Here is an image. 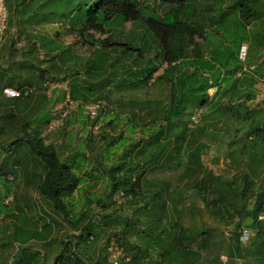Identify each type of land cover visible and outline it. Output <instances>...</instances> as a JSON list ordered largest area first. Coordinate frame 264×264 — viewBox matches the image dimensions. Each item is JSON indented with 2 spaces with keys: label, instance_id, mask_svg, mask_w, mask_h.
I'll return each instance as SVG.
<instances>
[{
  "label": "rangeland",
  "instance_id": "1",
  "mask_svg": "<svg viewBox=\"0 0 264 264\" xmlns=\"http://www.w3.org/2000/svg\"><path fill=\"white\" fill-rule=\"evenodd\" d=\"M3 1L7 12V24L0 48V264H15L18 258L23 260L28 253L37 251L42 255L38 264H55V259L62 255V245L70 241V246L73 247V244L78 242L77 236L81 234V231H75L67 224L39 194L37 187L44 173L43 166L30 152L25 142H15L23 137L21 126L24 125H28L30 129H40L39 137L44 140V144H52L63 162L67 163V160L72 158L68 164L73 163L75 171L85 179L77 191L69 196L71 207L68 209L71 210L70 215L73 218L86 210V218L78 227L80 230L89 228L91 223L96 225L91 231L95 239L91 241L84 239L85 242H80L76 248L78 255L86 263L95 264L106 258V262L110 264L107 246L112 242L120 252L119 264H264V206L257 213L256 219L253 215L255 196L264 194V172L262 168L252 172L248 167L247 156L240 153L241 146L249 142L245 143L249 127L256 124L264 126V101H260L264 98V28L260 32L261 36H257L256 33L259 32L258 23L243 30L245 35L240 34L236 28L235 0H185V8L182 10L190 15L188 23L192 25L193 14L203 16L205 20L200 29L201 36L196 34L193 39L198 48L193 53L192 59L200 64L199 75L202 76L203 73V77L211 81L216 79V83L208 88L207 99L200 109H191L192 117L189 119L191 123L189 121L187 125L191 130L196 127L202 128V132L195 135L194 140L200 150L198 160L205 174L203 175V171L194 174L196 159L186 155H182L178 168H162L150 174L152 177L167 178L172 184V189L177 190L174 194L183 197L178 209L173 211L174 220L180 222L182 230L178 228L173 231L160 217L161 221L159 220L160 223L157 224L156 220L150 219L148 215L144 220L139 214H134L136 210H133V206L128 203L129 200L120 199L115 205L110 203L107 207H103L111 188L109 175L102 174L99 164L101 161L104 166H109L111 162L123 157L127 145L123 149H117L109 160L106 159L105 149L111 138L130 135L127 130L128 125L125 126V123L115 127L114 131L108 127L110 116L120 112L128 115L129 101L138 103L146 98L163 102L164 106H167L169 86L160 81L152 84L153 80H151V86L146 91L126 89L125 85L134 84L136 80L105 78L102 80V87L108 86L109 91L100 100V106L93 118H88L84 107L78 106L82 102H73L71 105L65 102L68 99V91L71 90L68 84L72 79V73L61 72L52 76L49 71L46 91L50 95L47 94L46 97L42 94L40 97V93L45 89L42 86L41 76L46 65L42 61L44 56L41 48L35 46L34 62L25 60L30 55L25 54L23 58L14 55V58L10 55L11 51H8L9 48L22 47L21 50H26L27 43L34 41H27L23 34L19 35L20 24L39 20L37 24L25 25L26 32L41 35L44 40H55L70 46L78 57L76 62L83 67L78 69L81 75L76 76L77 82L86 90H89L86 87L88 86L85 75L87 66L91 65L92 70L102 68L101 72L106 73L102 64L105 59L99 55L97 47H93L97 43L92 46L83 43L84 39L76 34V37L72 36L65 30L74 27L77 23L76 0L67 2L45 0V3L39 6L37 2L41 0H33L30 9L35 3L33 9L36 13L30 15L32 16L30 20L22 16L25 9L21 4L23 0ZM133 1L142 16L139 19V28H135L138 25L131 27L129 23L123 26L117 24L116 28L120 35L116 33L111 37L109 31L108 41L126 45L123 48L116 46L107 48L106 51L109 53L111 50L112 58L109 59L117 61L120 56H131L133 50L139 60L143 59L147 62L145 67L139 70V77L148 80L149 77L159 76L162 69L153 73L158 64L156 49L161 42L153 35L155 26H151L147 19L154 20L157 18L155 14L162 18L174 6L170 8V5H163L156 0ZM247 2L252 4L256 2L259 12L264 14V0H247ZM49 10L51 11L48 13ZM13 16H15L14 24L10 27L9 22ZM49 16L58 20L50 22L41 19ZM160 23L164 21L161 20ZM192 26L196 28L197 25ZM76 29L78 32V28ZM89 34L98 40L106 37L93 34L91 31ZM35 41L40 44L43 40ZM7 43H11L8 48ZM241 44L243 45L237 54L236 51ZM184 53L187 56L192 54L187 49ZM96 61H99L97 66ZM236 65H239V68L235 71ZM163 66L165 67V64ZM65 67L74 68L70 62ZM36 69H41V72L37 73ZM192 71L193 67H189L188 72ZM250 76H253L252 78L256 79L259 85L256 89L252 88L254 99L244 103L249 110V121H238L235 120V110L237 111L238 108L235 107L237 101H235L233 85L235 78L243 79ZM229 83L233 91L223 94ZM5 86L27 92L29 95L27 98L6 99L2 94ZM246 90L251 89L246 88ZM84 93L91 95L90 91ZM259 103H262L261 106ZM222 106L225 108L231 106L233 109L223 114L220 109ZM134 108L136 109L137 106ZM124 109L125 112H122L121 110ZM61 110L68 112L67 118L58 128L50 130V121ZM43 111L45 114H42ZM37 115L41 116L40 119L33 121ZM137 123H139L138 128L132 140L128 141L129 145L143 139L141 122ZM90 141L91 145L85 147ZM115 143L113 140L111 144L115 145ZM81 153L89 160L88 163H82ZM132 155L128 154L125 157L126 162ZM98 167L99 170H96L95 168ZM85 172L96 174L97 179L84 177ZM212 173L219 177L216 178V183L220 182L218 190L221 191L219 195L207 196L202 188L195 186V182L202 178L203 184H209L208 187L212 188V183L207 180ZM226 182L233 183L223 184ZM115 197L113 195L114 199ZM85 201L90 202L86 209L83 206ZM182 203L185 205L182 206ZM194 207L198 211L194 212ZM116 215L119 217H115ZM124 217H129V222L137 225L135 233L126 232L122 240L117 239V234H121L120 231L124 228L121 223ZM45 223L51 226L50 231L47 232L48 235L45 233V238H38L39 234L45 231ZM164 228L167 229L166 232L163 231ZM243 230L249 233V238L246 239L241 235ZM131 245L132 248L129 247ZM166 251L171 253L170 261L169 257L163 256ZM124 259L126 261L121 263Z\"/></svg>",
  "mask_w": 264,
  "mask_h": 264
},
{
  "label": "trees",
  "instance_id": "2",
  "mask_svg": "<svg viewBox=\"0 0 264 264\" xmlns=\"http://www.w3.org/2000/svg\"><path fill=\"white\" fill-rule=\"evenodd\" d=\"M32 1L33 0H23V2H21L23 8H25L22 14L23 18L26 17L30 20V18H32L30 15H35L36 10L33 9L35 3H33L34 6L30 9ZM42 1L43 0L37 2V6L41 3H45V0ZM67 1L68 0H65V2ZM76 1L78 2V5L76 6L78 10L76 13L78 16L77 23H75L74 27L66 28L65 30L72 36L76 37L77 35L78 37H81L82 40L84 39L85 42L83 43H88L91 46L97 43V45L93 47H97V51L99 50L100 52L99 55L105 59L102 64L104 65L106 73L101 72L102 68L92 70L90 68L91 65L87 66V72L85 75L86 80L88 81L86 82L88 84L86 87L89 88V90L82 88L77 82L76 76L81 75L78 69H82L83 67L76 62L78 57L73 53L70 46H65L55 40H44L45 38L41 37V35H33L26 32L25 25L31 26L37 24L39 20L35 22H31L30 20V23L24 22L23 25L20 24L19 35L23 34L27 41L31 42V40H34L30 44L27 43V49L21 50L23 47L14 49L9 48L8 51H11L10 55H13V57L14 55H19L23 58L25 54L30 55L28 58L24 57L25 60L34 62L35 57L33 56V53L36 49L35 46L40 47L44 56V60L42 61L46 63L43 67L45 71L44 73L42 72L43 75L41 76L43 79L42 86L46 88L48 85L49 81L47 80V73L49 71L52 76L53 74L56 76L61 72H63V74L72 73V79L69 80L68 84V87L71 88V90L68 91V99L76 103L82 102L78 106L100 102L103 95L109 91L108 86L104 88L102 87V80L109 77L113 80H123L125 78L128 80H136L134 84L129 83L128 85H125L126 89H143L146 91L151 86V80H153L152 84L160 81L169 86V100L167 106H164L163 102L147 98L138 101V103L129 101L127 109L129 112L128 115L124 113L120 114V112L119 114L111 115L110 119L108 118L107 126L111 127L113 131L115 130V127L125 123V126L128 125L127 130L130 135L127 137L120 136L116 139L111 138L105 149L106 159L109 160L117 149H123L124 146L127 145L126 148H124V154L122 155L124 158L121 157L119 160L111 162L109 166H104L100 161L99 164L101 168L98 167L95 169L99 170L100 168L103 175H109L111 189L106 200V202H108H105L103 207H107L110 203L115 205L120 199H126V201L129 200L128 203L133 206V210H136L134 214H139V217L144 220L148 215L150 219H155L157 224L160 223L158 222L159 220L161 221V219H163L165 224L171 230L175 231L178 228L182 230L179 225L180 222L174 220L173 215V211H176L182 202V195L176 196L174 194L177 190L172 189V184L167 178L152 177L150 174L157 170H161L162 168H178L179 160L182 155L192 156L193 158L195 157L196 165L193 169L194 174L202 173L203 171L198 160L200 150L199 147L195 145L194 140L195 135L202 132V128L200 129L196 127L191 130L187 125L189 121L191 123V120H189L190 117H192L191 109H200L205 99H207L208 88L216 83V79L211 81L207 77H203V73L202 76L199 75L198 71L201 70L200 64L192 59L194 58L193 53L198 48L193 39L196 34L201 36L200 29L205 21L204 17L194 16V14L192 15L191 22L192 25H197L196 29L188 23L190 15L184 13L182 10L185 8V0H156V2L163 5H170V8L171 6L174 7L170 11L168 10L162 18L155 14V17L157 18L154 20L147 19V22L151 26H155V30L152 31L153 35L158 37L161 42L159 48L156 49L155 56H157L156 63L158 64L153 73L161 69L162 72L156 78L149 77L148 80H144L139 77V70L143 69L147 62L143 61V59L139 60L133 50L131 51V56H120L117 61L109 59L112 58L110 54L111 50L109 53L106 51L107 48L109 49L115 46L117 48H123V46L126 45L123 44L122 46L121 44L118 45V43L114 44L108 41L110 36L109 31H111V37H113V34H119V31L116 28L117 24L123 26V24L125 25L129 23V25L133 27L140 23L139 19H141L142 16L137 10L136 3L133 0ZM55 2H62V0H55ZM235 7L237 9L236 28L239 30L240 34L245 35L243 30L251 28L252 25L258 23L260 24V26H258L259 32L256 31V33L257 36H261L260 32L264 28V14L259 12L258 4L256 2L254 4L251 2L248 3L247 0H235ZM50 11L51 10H49L48 13ZM193 17L195 20H193ZM14 18L15 16H13L9 22L10 27L14 24ZM41 19L50 22L58 20L56 17L52 16L47 18L42 17ZM41 19L40 21H42ZM143 20H145V18H143ZM161 20H163L164 23H160ZM108 24L110 27L107 26ZM139 26L140 25L135 28L138 29ZM76 28H78V32L76 31ZM134 30L133 34H135ZM90 31L93 32V34H98L100 36L105 35L106 37L101 40L95 39L91 36L92 34H89ZM36 38L43 41L40 44H37L35 41L37 40ZM242 38L246 37L242 36ZM242 38L241 40H243ZM93 39H95L94 43ZM9 44L7 43V48L10 46ZM242 45L243 44H241L236 51L237 54L240 52L239 49ZM186 49L191 51L192 54L187 56L184 53L186 52ZM121 55H123V53ZM238 61L240 62L239 59ZM69 62L74 68L68 69L65 67L68 66ZM98 63L99 61H96V66ZM164 64L165 67L163 66ZM189 67H193L192 72H188ZM238 68L239 65H236L235 71L238 70ZM36 72H41V69H36ZM237 74L239 75V73ZM252 77L253 76L243 79L235 78V83L233 85L235 92L233 93H235V101H237L235 107L238 108L237 111L235 110V120L244 122L249 121V110L244 106V103L254 99L252 88L258 83V81ZM255 77L258 78V76ZM227 86L229 87L224 90L223 94L227 91H233V89H231V83ZM246 88L251 90L248 91ZM89 91L91 95L84 93ZM135 106H137L136 109L134 108ZM220 109L223 114H226L229 110L232 111L233 107L228 106L225 108L222 106ZM121 111L125 112V109ZM103 119H106V117H103ZM137 122H141V134L143 135V139L129 145L127 144L129 143L128 141L132 140V136L138 128L139 123ZM21 129L23 137L17 139L15 142H25L30 152L41 162L44 169L43 176L37 187L39 194L50 203L52 208L62 216V219L67 224H69L75 231H81V234L77 236L78 242L73 244V247L70 246V241L62 245V255L55 259V264H88L78 255L76 248L80 242H85L84 239L87 241L95 239L94 233L91 231L96 228V225L91 223L89 228L87 227L86 229L80 230L78 227L83 219L86 218V210L81 212L79 216L73 218V216L70 215L71 210L68 209V207H71V204L68 201L69 196L77 191L80 185L84 183L85 179L79 175V172L75 171L73 163L70 165L68 164L69 161H72V158H69L67 163L63 162L52 144H44V140L39 137L40 129H30L28 125L21 126ZM102 139H105V137H102ZM113 140L116 142L115 145L111 144ZM245 141V143L249 142L247 145L244 144L241 146L240 153L247 156L248 167L252 172H255L256 169L258 170L259 168H262L264 172V126L252 125L251 128L249 127L246 132ZM87 145L90 146L91 141L85 144V147ZM81 154L80 160L82 163H88L89 160L85 158L86 156H84L83 153ZM128 154L133 155L128 157L126 162L125 157H127ZM204 174L205 172L203 171V175ZM95 175L96 174H91L90 172H85L84 177H87L88 179H97V176ZM216 178L219 179V177L212 173L207 179L212 183V188L208 187L209 184H203L202 178L195 182V186L197 188H202V191L207 194V196L212 194L219 195L221 191L218 190L220 182L217 184ZM233 182L235 183V181ZM233 182H230V184H228L229 182L223 184L231 185ZM113 195L116 196L115 199L113 198ZM242 195L244 196V194ZM255 199L253 215L256 219L257 213L260 212L264 206V194L260 193L256 195ZM89 204V201H85V203H83L84 208L86 209ZM184 205L185 203H182V206ZM193 209L194 212L198 211L196 207ZM115 217L119 216L116 215ZM150 222L152 225V221ZM153 222L155 223L154 220ZM121 223L124 228L120 231L121 234H117V239L123 240L126 232L135 233L134 230L137 224L130 223L129 217H124ZM44 227L45 231L43 234H39L38 238H45V233L48 235L51 226L48 223H45ZM166 230L167 229L165 228L163 229L165 232ZM110 243L111 242H109V244ZM129 247L132 248L133 246L131 245ZM41 256L42 255L38 251L30 252L23 257V260L18 258L14 263L38 264ZM163 256L169 257V261L172 259L170 251H166ZM105 259H102L95 264H109L106 262L107 259ZM122 262H124V260L121 261V263Z\"/></svg>",
  "mask_w": 264,
  "mask_h": 264
},
{
  "label": "built area",
  "instance_id": "3",
  "mask_svg": "<svg viewBox=\"0 0 264 264\" xmlns=\"http://www.w3.org/2000/svg\"><path fill=\"white\" fill-rule=\"evenodd\" d=\"M6 24H7V12L3 0H0V48L3 42V37L5 35ZM2 94L5 98L8 99H20V98H25L29 95L27 92H21L11 87H3ZM65 102L67 105L73 104V102L70 101L69 99H66ZM99 106L100 105L98 102V103L81 105V108L84 107V112L86 116H88V118H93L96 115ZM62 111L63 110H61L58 115H55L54 118L50 121L49 123L50 130H54L58 128L61 125L62 121L67 118L68 112L67 111L62 112ZM241 235L243 237L245 236L246 239L249 238V233L245 230L242 231ZM107 251L109 254L108 255L109 262L111 264H119L120 262L118 257L120 255V252L117 250V247H115L112 242L109 244ZM124 261H126V259H124Z\"/></svg>",
  "mask_w": 264,
  "mask_h": 264
},
{
  "label": "crops",
  "instance_id": "4",
  "mask_svg": "<svg viewBox=\"0 0 264 264\" xmlns=\"http://www.w3.org/2000/svg\"><path fill=\"white\" fill-rule=\"evenodd\" d=\"M258 85H259V84H255V85H254L255 89L258 87ZM7 87H8V86H7ZM254 87H253V89H254ZM42 94H43V95L45 94L46 97H48V96L50 95V93H48V92L46 91V88H45L44 90H42V92L40 93V97H41ZM47 94H48V96H47ZM263 95H264V91H263ZM255 97H257V94L255 95ZM6 99H8V98H6ZM37 99H39V96H38ZM37 99H35V100H37ZM35 100H34V101H35ZM260 101H264V98H262ZM261 104H262V103H259L260 106H261ZM45 111H46V110H45ZM45 111H43L42 114H45ZM40 117H41L40 115H37L33 121H37L38 119H40ZM255 124H256V123H255ZM256 125H258V124H256Z\"/></svg>",
  "mask_w": 264,
  "mask_h": 264
},
{
  "label": "bare ground",
  "instance_id": "5",
  "mask_svg": "<svg viewBox=\"0 0 264 264\" xmlns=\"http://www.w3.org/2000/svg\"><path fill=\"white\" fill-rule=\"evenodd\" d=\"M242 234V233H241Z\"/></svg>",
  "mask_w": 264,
  "mask_h": 264
}]
</instances>
